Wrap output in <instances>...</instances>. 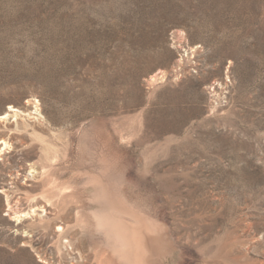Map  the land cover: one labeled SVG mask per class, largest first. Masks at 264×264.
<instances>
[{
    "label": "rangeland",
    "instance_id": "rangeland-1",
    "mask_svg": "<svg viewBox=\"0 0 264 264\" xmlns=\"http://www.w3.org/2000/svg\"><path fill=\"white\" fill-rule=\"evenodd\" d=\"M6 113L0 264H49L9 211L32 213L44 168L106 173L179 246L192 222L180 264H264V0H0Z\"/></svg>",
    "mask_w": 264,
    "mask_h": 264
},
{
    "label": "bare ground",
    "instance_id": "bare-ground-1",
    "mask_svg": "<svg viewBox=\"0 0 264 264\" xmlns=\"http://www.w3.org/2000/svg\"><path fill=\"white\" fill-rule=\"evenodd\" d=\"M12 111L15 115L19 112ZM9 116L6 113L0 119ZM0 142L5 146L3 152L8 144ZM57 173L56 168L34 170L33 187L41 192L32 213L20 215L9 206L20 222L23 217H34L36 241L45 239L49 244V254L41 255L43 261L49 264H180L181 251L184 252L181 247H186L187 253L202 256V242L192 232V222L185 226L187 241L179 246L181 239L174 238L170 227L129 205L109 184L106 173L89 174L82 188L58 180ZM102 207L105 211L101 212ZM180 215L174 221V231L178 234ZM206 220L203 215L198 225L203 232Z\"/></svg>",
    "mask_w": 264,
    "mask_h": 264
}]
</instances>
